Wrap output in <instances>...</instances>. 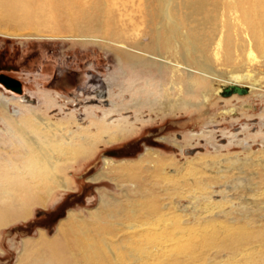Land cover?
<instances>
[{
  "label": "bare ground",
  "instance_id": "obj_1",
  "mask_svg": "<svg viewBox=\"0 0 264 264\" xmlns=\"http://www.w3.org/2000/svg\"><path fill=\"white\" fill-rule=\"evenodd\" d=\"M133 1L0 0V23L8 26L0 25V35L24 39L74 38L97 43L112 51L135 80L141 78L138 74L156 75L159 82L153 86L160 99L170 101L173 94L178 100L168 101V107L175 103L176 107L196 105L198 99L208 103L212 95L218 96L221 88L229 84L247 86L248 94L255 89L257 80L253 73L229 74L222 69L221 61L226 62L229 56L221 37L210 44L196 35V29L185 30L187 21L209 11L212 0H146L148 19L143 24L148 23L149 31L144 34L141 28L145 25L131 18ZM215 4L229 8V0ZM215 17L209 14L195 22L203 29ZM223 22L222 27L226 23ZM227 22L232 24L233 19ZM32 26L35 30L26 34L24 30ZM109 26L116 30L107 33ZM41 27L48 29L49 34L41 31ZM61 29L70 35L57 33ZM132 42L136 45H131ZM246 44L249 49L246 54L252 55L254 41L248 39ZM243 81L250 83L243 84ZM149 85L150 81L146 80V87ZM235 95L238 94L222 98ZM106 97V93L97 95L101 102ZM22 100L31 101L25 95ZM113 108L112 112H118V105L114 104ZM0 115L9 138V145L0 144L1 237L3 230L27 221L35 206L45 207L56 192L71 190L61 169L80 159L83 150L78 147L103 140L107 133L106 139L117 140L119 128L114 121L107 125L104 119L101 122L92 119L87 127L80 125L77 133H73L67 123L54 122L32 105L21 103L20 97L9 99L1 93ZM92 126L97 127L96 132L90 131ZM146 150L138 162H115L106 157L103 169L89 180H109L120 193L99 189V204L95 209L88 210L87 214L69 211L57 225L53 237L41 231L38 238L24 240L14 264H264L263 230L258 234L229 233L228 244L198 249L190 237L194 229L191 217L179 208V200L172 199L177 197L178 186L185 184L188 173L197 167L189 162L169 173L165 161L154 160L153 150ZM202 196V203H197L200 195L192 196L191 205L200 215L209 214L216 207L210 196ZM208 217L206 223L214 218Z\"/></svg>",
  "mask_w": 264,
  "mask_h": 264
},
{
  "label": "rangeland",
  "instance_id": "obj_2",
  "mask_svg": "<svg viewBox=\"0 0 264 264\" xmlns=\"http://www.w3.org/2000/svg\"><path fill=\"white\" fill-rule=\"evenodd\" d=\"M220 1L212 0L209 11L187 21L185 30L196 29V35L210 44L221 37L229 56L226 62L221 61L222 69L229 74L253 73L257 83L249 94L230 98L212 95L208 103L198 99L196 105L176 107L174 102L173 107H168L170 101L178 100L173 94L170 101L160 99L153 86L159 82L156 75L138 74L141 78L135 80L112 51L97 43L74 38L24 39L0 35V74L18 80L22 89L17 93L0 82L1 94L9 99L20 97L21 103L32 105L48 119L67 123L73 133H77L80 125L87 127L92 119L98 122L104 119L107 125L114 121L119 128L117 140L106 139L107 133L103 140L85 143L78 147L83 150L80 159L62 167L61 173L68 179L71 190L56 192L45 207L35 206L27 221L2 231L0 264H14L24 240L38 238L41 231L53 237L57 225L69 211L87 214L88 210L95 209L99 204V189L120 193L109 180L89 179L103 169L106 157L115 162H138L146 149L156 154L154 160L165 161L169 173L189 162L197 167L194 172L185 173V184L178 186L176 199L171 198L179 200V208L191 217L194 229L190 237L194 238L198 249L228 244L229 233L264 231V0H229L227 9L215 4ZM146 5V0L133 1L130 5L132 20L136 18L137 23H145L148 19ZM209 14L216 17L202 29L195 21ZM229 18L233 19L232 24L227 22ZM147 24L141 28L143 34L149 31ZM10 29L16 31L17 28L11 26ZM33 30L32 26L24 32ZM40 30L49 34L48 29L41 27ZM115 30L109 26L107 33ZM57 33L70 35L62 29ZM248 39L254 41L252 55L246 54ZM130 44L136 45L135 42ZM152 79H156L155 82H151ZM146 80L150 81L149 88ZM98 87L108 94L104 102L90 99L97 98ZM23 95L31 101L22 100ZM112 102L118 105V112H112ZM10 108L13 111L14 107ZM105 115L109 116L104 118ZM96 130V126L90 128L91 132ZM8 139L0 115V144L9 145ZM107 151L118 154H107ZM191 195H200L197 203H202V195L210 196L216 208L200 215L191 205ZM208 216L214 218L206 223ZM220 229L227 232L220 233ZM209 234L215 236L209 237Z\"/></svg>",
  "mask_w": 264,
  "mask_h": 264
},
{
  "label": "water",
  "instance_id": "obj_3",
  "mask_svg": "<svg viewBox=\"0 0 264 264\" xmlns=\"http://www.w3.org/2000/svg\"><path fill=\"white\" fill-rule=\"evenodd\" d=\"M0 82L6 88L11 89L17 93H21L22 91L20 82L14 78L0 74ZM232 94L246 95L248 94V87L237 85V84H229V85L223 86L221 90L218 92V95L222 97H228V96H231ZM106 153L112 154V155L118 154V152H115V151H107Z\"/></svg>",
  "mask_w": 264,
  "mask_h": 264
},
{
  "label": "flooded vegetation",
  "instance_id": "obj_4",
  "mask_svg": "<svg viewBox=\"0 0 264 264\" xmlns=\"http://www.w3.org/2000/svg\"><path fill=\"white\" fill-rule=\"evenodd\" d=\"M96 93H97V95H100V96H102L104 93H106V91H104V90H101L99 87L98 88H96V91H95ZM107 94V93H106ZM97 97V96H96ZM22 98V97H21ZM96 100H98L99 102H101V100H99L98 98H96ZM102 102H104V101H102Z\"/></svg>",
  "mask_w": 264,
  "mask_h": 264
}]
</instances>
